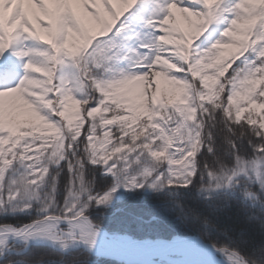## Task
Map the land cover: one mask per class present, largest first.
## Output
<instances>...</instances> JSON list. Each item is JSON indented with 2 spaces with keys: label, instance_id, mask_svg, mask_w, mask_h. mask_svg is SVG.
Listing matches in <instances>:
<instances>
[{
  "label": "snow or ice",
  "instance_id": "6c2138e0",
  "mask_svg": "<svg viewBox=\"0 0 264 264\" xmlns=\"http://www.w3.org/2000/svg\"><path fill=\"white\" fill-rule=\"evenodd\" d=\"M139 2L7 0L0 17V54L22 39L43 42L48 49L30 50L44 59L29 60L25 67L31 73L25 74L18 84L0 90L4 110V123L0 126V182L17 161L40 165L31 178H24L21 187L9 194L10 202L21 193L32 199V186L44 180L48 163L58 165L60 159L66 160L68 174L63 205L49 195L43 211L52 214L19 228L0 225V244L8 233H15L59 242L69 237L84 246L99 247L97 236L102 235V229L90 212L95 210L102 220L100 213L112 210V196L120 187L179 185L190 189L204 169L218 191L231 186L241 173L251 172L264 184V0H191L201 3L203 10L183 6L187 0H152L145 4V10L155 12L154 18L148 20L155 32L151 43L136 49L144 57L136 66L139 71L104 79L97 70L113 58V53L101 42L120 36L126 27L122 17ZM222 18L227 25L222 38L194 54V40L209 24ZM140 48H151V56ZM250 52L254 58L250 56L238 63ZM66 64L80 69L74 80L57 79L58 69ZM229 68L231 74L225 75ZM4 74L10 75L11 70ZM161 78L173 85L178 94L161 89ZM82 81L102 95H92L81 102L74 93L84 86ZM144 96L148 103L140 106L137 101ZM45 109L62 120H51L42 114ZM217 113H222L227 143L233 149L232 159L197 161L204 147L209 153L215 152L209 142L213 138L209 124L215 126ZM49 130L54 133L47 135ZM242 139L248 141L251 154L239 150ZM78 148L84 155H77ZM149 157L155 162L137 167L135 174L129 175L134 164L140 165ZM86 159L112 174L113 184L95 190L90 179L95 169L87 168ZM42 160L44 164H40ZM28 167L32 168V163ZM5 203L0 199V207ZM183 207L199 215L195 207ZM64 222L69 225L67 230L60 228ZM259 254L260 264H264V247ZM240 261L251 264L243 257Z\"/></svg>",
  "mask_w": 264,
  "mask_h": 264
},
{
  "label": "trees",
  "instance_id": "16d2710c",
  "mask_svg": "<svg viewBox=\"0 0 264 264\" xmlns=\"http://www.w3.org/2000/svg\"><path fill=\"white\" fill-rule=\"evenodd\" d=\"M27 42H29L28 39H22L0 54V82L2 84L14 82V76L17 75L21 62L25 58L20 53L27 49ZM107 65L108 63L103 64V67ZM233 67L235 66L233 65ZM70 68L73 69L72 72L69 70ZM6 70H11V74L5 75ZM230 71L228 74H231ZM99 73L101 74V72ZM42 75V73H37V76ZM79 75L80 69L75 64H66L58 69L57 79L63 77L66 80H74ZM101 77L103 78L102 74ZM82 84L84 86L77 88L74 93L81 102L89 100L92 95L97 97L102 95L98 91L94 92L88 86L87 81H82ZM94 103L95 101L88 104L87 107H91ZM72 111L75 112L76 109H72ZM42 114L48 115L51 120H62V118L51 114L48 109H45ZM216 115L215 126L209 124L213 134V138L209 142L214 146L215 152L209 153L208 148L204 147L198 154L197 161L206 160L211 163L217 157L232 159L233 149L227 143L222 113ZM53 133L54 130H49L47 135ZM82 138L78 137L77 139ZM239 150L249 154L252 152L246 139L239 142ZM77 155H84V153L78 148ZM154 162V158L149 157L140 165L134 164L129 172L135 174L134 170L137 167L142 168L144 164L150 165ZM29 163H32V168L28 167ZM44 163L43 160L40 162V164ZM86 164L88 169H95L94 175L90 177L95 190L106 189L113 184L114 176L106 173L102 165H93L87 159ZM66 165L67 161L64 159H60L58 165L48 163L49 172L44 180L38 185L32 186L35 191L32 199L21 193L15 200L8 202L9 194L16 191L8 187L9 176L18 174L31 178V173L40 165L35 162L17 161L15 166H10L6 170L5 179L0 182V199L6 201L5 205L0 207V223H10L16 227H22L38 217L42 218L52 214L43 211L44 202L47 201L49 195L53 196L62 206L66 195L65 185L68 174ZM53 187L56 189L55 192H53ZM120 190L121 187L116 192ZM116 192L113 194L112 200L116 198ZM249 193L253 194L249 195ZM17 200L18 202H16ZM115 200L116 204L111 211L105 210L100 213L102 220H99L95 210L90 212L96 223L112 233L128 234L134 238L142 239H173L176 236L200 235L217 247L239 253L246 260H250L251 264H260L259 250L264 247V184L259 183L251 172L241 173L234 178L231 186L226 185L218 191L213 181L208 177L207 170L204 169L198 173L194 186L190 189H184L179 185L163 188L146 185L125 193L123 198ZM17 203L23 209L13 214L14 211L10 208ZM28 204H31L32 207L26 208L25 206ZM184 205L195 207L199 215H193L186 211ZM11 247L10 250L6 249L7 251L3 253L0 264H127L118 259L94 255L84 248L62 250L60 247L18 242L12 244Z\"/></svg>",
  "mask_w": 264,
  "mask_h": 264
},
{
  "label": "rangeland",
  "instance_id": "374dc122",
  "mask_svg": "<svg viewBox=\"0 0 264 264\" xmlns=\"http://www.w3.org/2000/svg\"><path fill=\"white\" fill-rule=\"evenodd\" d=\"M99 2H102V0H99ZM151 2H152V0H140V2L135 7L130 9L129 12H127L125 14V16L122 17V20L124 21V24L126 27H124V30L120 34V36L111 37L108 41L101 42L102 47H106L107 49H111V51L113 53L112 59H109V60H106L103 62V64L108 63V65H111V66L107 65L106 67H102L101 69L98 70L99 72H101L104 79L119 77V76L123 75L124 72H126V71L127 72L139 71V68L136 66L140 64L141 59H144V57H141L137 53L136 49L139 45L151 43L153 40L154 32H155L154 27L152 25L148 24V20L154 18L155 12H154V10L153 11H146L145 10V4L146 3L151 4ZM229 2H230V0H229ZM6 6H7V0H0V17L3 16V13L5 11ZM183 6L192 7V8L197 9V10H203V7H204L201 3H192L191 0H187V2ZM101 7H103V5H101ZM178 15H180V14H178ZM182 23H184V22L182 21ZM226 26L227 25H226L225 20L223 18L218 19L216 21H213L211 24H209L207 26L206 31H204L202 33V35L199 36L198 39L194 40L193 46H192L193 53L194 54L201 53V52L205 51L206 49L210 48L211 45L216 42V40L222 38V33L225 30ZM184 27H187L186 23H184ZM28 40H29V42H27V49H25L24 52H30V50H32V49H46V48H48V45L44 44L43 42L37 41L35 39H28ZM140 51L145 52L147 56H151L153 50L151 48H147V49L140 48ZM250 56H252L254 58V54L250 52V53H247L245 55V57H242L241 61L238 63L242 64ZM24 57L25 58L21 62V66L17 72V75L14 76V78H15L14 82H10L9 84H2L0 82V90L1 89L4 90L8 87H11V86L18 84V81L20 79H22L25 74L31 73L30 70L25 67L26 63L29 60L39 61V60L44 59L43 57L36 56L31 52L29 55L24 56ZM125 57H127V59H125ZM173 59L176 60L178 58H173ZM145 63H146V61H145ZM180 63L183 64V61H180ZM69 70H71V72H72L73 69L70 68ZM230 70H231V68L228 69V71L225 73V75H227ZM210 71L211 70H209V72ZM179 75L188 76L189 74L179 73ZM160 84H161V89L168 88L169 90H175L174 86L171 85L170 83H168L167 81H165L163 78H161ZM175 91H177V94H178V90H175ZM155 99H156V93H153V100H155ZM137 103L140 104V106L146 105L148 103L147 97L144 96L142 98V100L138 99ZM247 115H248V113L245 112L243 114V117L246 118ZM3 123H4V110H3L2 103H0V126H2ZM173 148H175V145H173ZM179 155L180 154L177 153V156H179ZM129 175H133V174H131L129 172ZM24 178H26L24 175L20 176L18 174H12L11 176H9L8 181H7L8 187H10L14 190L20 188L21 182ZM13 181H15V183H13ZM137 188H139V187H135V188L121 187V190L116 192V194H115V195H117L116 198L121 199L125 196V193L136 190ZM23 197H24V195H23ZM115 199L112 200L113 205L116 204ZM16 202H18V200ZM21 207L22 206L19 205V203H17L14 206H12V208H10V209L12 211H14L13 214H16V213H18L16 211H21V209H23ZM91 217H92V215H91ZM92 220H93V218H92ZM29 223H31V222H29ZM29 223H27V224H29ZM0 225L15 226V225L10 224V223H0ZM68 227H69V225H60L61 229L67 230ZM17 228H19V227H17ZM101 229H102V231H105L110 235H114L116 237L128 236L134 240L163 239V238H156V239L134 238L128 234L112 233V232H110L107 229L102 228V227H101ZM189 236H193V235H189ZM195 236H200V235H195ZM174 238L177 239V238H179V236H176ZM170 240H172V239H170ZM17 242L30 244L27 241L14 239V240H12V241L4 244V245H0V259L3 257V253H5L8 249L10 250L12 248L11 247L12 244L17 243ZM208 243L210 245H213L214 247H217L216 245H214L210 242H208ZM55 246L60 247L62 250H67V249H70L72 247H76V246H73L72 241L58 242V243H55ZM217 248L218 249H226V248H220V247H217ZM171 256H172L171 259L170 258H157L155 260L156 262H151L150 264H181L182 263V256L181 255L172 254Z\"/></svg>",
  "mask_w": 264,
  "mask_h": 264
},
{
  "label": "bare ground",
  "instance_id": "6f19581e",
  "mask_svg": "<svg viewBox=\"0 0 264 264\" xmlns=\"http://www.w3.org/2000/svg\"><path fill=\"white\" fill-rule=\"evenodd\" d=\"M157 91H159V86ZM3 239L4 243L0 245H4L14 239L27 242H59L43 236L25 238L24 236H17L15 233H8ZM97 239L100 241L99 247L93 249L92 246H85L96 253L111 254L127 262L150 264L151 262H156L157 258L171 259L172 254H179L182 256L181 264H241V256L239 254L236 255L237 253L228 250H220L212 245L207 246L195 237H180L170 242L148 240L140 242L128 236L116 237L102 231V235H98ZM68 241H72L73 246L83 245L78 240L73 241L71 238L65 237L64 242Z\"/></svg>",
  "mask_w": 264,
  "mask_h": 264
},
{
  "label": "water",
  "instance_id": "95a60500",
  "mask_svg": "<svg viewBox=\"0 0 264 264\" xmlns=\"http://www.w3.org/2000/svg\"><path fill=\"white\" fill-rule=\"evenodd\" d=\"M61 225H68L66 222L64 223H61ZM191 237H195V238H198L200 241L203 242V244L207 245V246H211L203 237L201 236H188V237H183V238H191ZM140 242H144L146 240H138ZM148 241H165V242H170V241H173V240H166V239H157V240H148ZM30 243L31 245H49V246H55V243L53 242H47V241H33V242H28ZM78 248H85L86 250H88L89 252L95 254V255H100V256H104V257H110V258H117V259H120L116 256H113L111 254H107V253H96L94 251H92L90 248L84 246V245H79L77 246ZM128 264H145V263H142V262H127Z\"/></svg>",
  "mask_w": 264,
  "mask_h": 264
}]
</instances>
